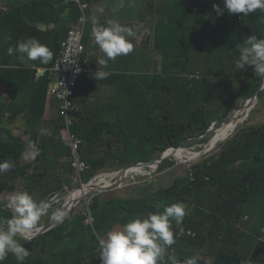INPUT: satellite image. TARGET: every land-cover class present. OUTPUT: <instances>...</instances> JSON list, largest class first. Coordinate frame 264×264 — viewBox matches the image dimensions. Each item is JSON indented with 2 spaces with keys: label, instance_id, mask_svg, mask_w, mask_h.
<instances>
[{
  "label": "trees",
  "instance_id": "trees-1",
  "mask_svg": "<svg viewBox=\"0 0 264 264\" xmlns=\"http://www.w3.org/2000/svg\"><path fill=\"white\" fill-rule=\"evenodd\" d=\"M82 1L88 4L92 0ZM214 5L223 8V0H167L160 10L157 7L154 47L162 56L159 72L105 68L110 75L97 80V59L94 53L85 52V71L76 98L80 109L75 112L78 120L73 127L83 138L81 151L91 167L85 182L101 169L118 171L135 162L153 161L182 142L184 146L190 138L208 131L214 119L222 120L234 110L240 97L246 101L256 94L263 77L254 73L253 66L241 70L236 65L248 36L264 38V13L257 10L243 16L224 10L220 15ZM82 14L74 0L13 1L6 9L0 5V162L13 164L11 171L0 174V184L8 186L11 181L9 191L23 181L29 194L54 197L72 182L71 151L62 141L64 124L60 117L45 123V115L51 69ZM40 24L48 27L42 29ZM97 25L107 27L108 23L98 21ZM91 30L88 22L86 34ZM31 37L54 53L48 64L29 61L20 53L7 54L10 46ZM194 56L201 59L197 69L192 68ZM237 79L241 86L233 90ZM103 88H112L114 94L97 103L93 98ZM228 88L222 104L213 109L217 104L213 99ZM92 103L95 109L90 107ZM21 115L26 119L23 134L3 125L5 118L14 123ZM42 129L50 134H42ZM30 142L37 145L40 155L22 163V153ZM221 142L216 144L219 152L191 164L185 177L179 176L167 186L154 190L147 185L127 197L97 193L87 201L85 210L73 212L39 237L31 241L17 237L30 252L23 264H102L97 234L105 238L129 220L163 211L173 203H183L186 215L180 226L172 221L178 235L166 249V261L168 255H174L177 264L192 256L198 258V264H264V123L242 127ZM174 163L164 160L159 169ZM0 210V224H4L13 213ZM89 215L93 224L86 221ZM247 226L251 228L248 239L253 237L249 249L240 238ZM188 230L194 234H187ZM3 264L18 262L9 254Z\"/></svg>",
  "mask_w": 264,
  "mask_h": 264
},
{
  "label": "clouds",
  "instance_id": "clouds-1",
  "mask_svg": "<svg viewBox=\"0 0 264 264\" xmlns=\"http://www.w3.org/2000/svg\"><path fill=\"white\" fill-rule=\"evenodd\" d=\"M213 7L220 15L227 10L231 14L242 13L243 16H248L257 10L264 13V0H223V8L219 5ZM93 24L92 35L106 57L97 61L99 70L95 72V79L103 80L110 73L101 70V66L107 67L109 60L131 53L134 46L130 38L134 33L131 28L115 21H110L107 27L97 25L95 20ZM14 53L26 56L29 61L39 60L42 64H48L54 56V53L35 37L18 41L15 47L10 46L7 49L9 56ZM236 66L241 70L253 66L254 73L264 77V38L248 36L240 48ZM41 131L42 134H50L47 129ZM39 155L40 149L34 142L28 143L22 153L25 159L30 160H35ZM12 168L10 161L0 162V174L9 172ZM7 207L13 215L4 224H0V264H3L9 254L15 257L18 264H23L30 252L19 243L17 237L37 230L41 218L49 213V204L47 201L37 202L28 192H19L9 197ZM185 215V205L173 203L164 206L163 211L129 220L122 230L109 231L106 239L97 234L102 264H167L168 261L177 264L174 255H168L167 261L165 255L166 249L175 243V237L178 235L174 233L172 221L180 226ZM65 217L63 210H56L51 214V219L57 223H63ZM182 233L183 228H180L179 234ZM183 264H198V258L189 257Z\"/></svg>",
  "mask_w": 264,
  "mask_h": 264
},
{
  "label": "rangeland",
  "instance_id": "rangeland-1",
  "mask_svg": "<svg viewBox=\"0 0 264 264\" xmlns=\"http://www.w3.org/2000/svg\"><path fill=\"white\" fill-rule=\"evenodd\" d=\"M200 61H201V59L199 56H194L193 61H192V68L197 69L199 67ZM237 86H241V82L239 79H237V81L232 84L233 90H236ZM213 88H214V86L211 88V92L213 91ZM215 89L219 90L220 88L218 86H215ZM111 90H112V88L103 89L102 94L95 97V100L97 101V103H99V102L103 103V102L107 101L110 98V96L112 94H114L111 92ZM229 90H230L229 88L228 89H222L220 91V94L218 95V97L213 99L214 101L217 102L216 106L212 105L213 109L219 107L222 104V102L224 101V97L227 94V92H229ZM246 101H245L244 97H240L236 103L235 109L243 106ZM90 107L95 109L96 105L92 103V105ZM220 111H222V110H220ZM220 114H222V113H220ZM47 117H49V121H51V119L57 118L58 117L57 108L53 107V109L50 111V113ZM222 120L220 118L214 119L215 127H218L220 125V123L222 122ZM3 122H4L3 123L4 126H9V124H10L9 119L4 120ZM232 122L235 123L236 120L233 119L230 123H232ZM263 123H264V89H263L262 95L261 96L259 95L257 102L255 103V105L253 106L251 111L249 112V115H248L246 121L243 122V124L240 126V128L251 126V125H260ZM10 126H14V127H11L13 129L16 127L15 123H14V125L12 124ZM20 127H22V126H20ZM219 129H221L220 126H219L218 130ZM212 136H213V133L209 134L207 136L208 140H206V141H201L198 138L197 139L190 138V140L187 141L186 144H184L183 149H181V151H180L181 155L185 159H178L176 157V154L173 151H170L169 154H171L173 156L171 159L174 160V162H175L173 164V166H167L164 170H160L159 166L157 168H152V169L140 167L137 173L129 174L127 177H125L119 188L111 190V191H107V192H101V193H105L106 195H110V196L127 197L130 195L138 194L140 187L152 185L153 189L157 190L160 187H164V186L171 184L179 176L185 177L189 171L191 164H193L195 162L202 161L204 158H207L210 155L215 154V153L220 151V145L219 146L215 145L212 148V150H210V149L207 150V147L209 145L210 140L212 139ZM62 141H63V139H62ZM50 153L54 154L55 149L51 148ZM196 153H198V155L194 159H192V160L186 159V157L190 156L191 154L194 155ZM29 160L30 159H25L23 157L22 163H26ZM116 171H117L116 168H104V169H101L97 175H101L100 176V178H101L102 176H104L106 174L108 177V175H110V174L112 175V173H115ZM102 174H104V175H102ZM111 175L108 177L107 183L114 181V179H112ZM70 179L72 180V182H71V184H69L68 189L66 187V189L57 193L54 197L52 196L53 198L51 196H49V197H38L36 195L35 196L32 195L33 198L35 197L36 201H39V200L40 201H47L49 204V213H48V215H45L41 218V220L39 221V223L37 225V230L40 229L44 224H46L48 222V220L51 219V214L53 212L61 209V207L64 204V200L69 195L70 191L79 188V186L75 183L74 178L70 177ZM10 184H11V181L8 184V186ZM8 186L0 184V207H1L0 209H2V210L3 209L10 210L7 207L8 199L10 196H12L13 194L19 193V192H26L23 181H17L16 182V189L14 191H9ZM90 198H91V196L83 199L78 205H76L74 207L73 212L85 210L87 208V204H88L87 201L88 200L90 201ZM37 230L34 233H29L27 235L33 236L37 232ZM115 230H122V227H118ZM243 231H245V232L240 234V238L243 240L242 245L244 248L248 247V249H249V247L251 248L250 245L253 243V237H251L252 240L248 239L250 236V233H251L250 232L251 228H249L247 226V227H245V229ZM262 237H264V236H262ZM105 239H106V237H105ZM246 264H248V262Z\"/></svg>",
  "mask_w": 264,
  "mask_h": 264
},
{
  "label": "crops",
  "instance_id": "crops-1",
  "mask_svg": "<svg viewBox=\"0 0 264 264\" xmlns=\"http://www.w3.org/2000/svg\"><path fill=\"white\" fill-rule=\"evenodd\" d=\"M13 1L18 3L26 2L27 0H0V5L6 9L10 2ZM166 1L167 0H92L87 4L90 11L89 23H91L92 30L94 27L93 20H95L96 23L98 21H106L108 24L110 21H115L122 26L131 28L134 33L130 38L134 46L133 51L128 55L118 56L115 60H109L107 67L101 66V70L107 68L115 72L123 71L128 73H156L160 71L162 56L154 47V27L157 20L154 11L157 7L158 10H160ZM152 3L155 7L153 11L151 10L153 7L151 6ZM39 26L42 29L48 27L45 24H40ZM52 26L53 24L50 27ZM92 30L90 33L86 34V51H88V53H94L98 61L106 57L99 46L97 47L94 36L92 35ZM102 90L99 95L102 94ZM1 91L5 93L4 87L1 88ZM93 99L95 100V98ZM53 107L57 108L56 102L48 98L45 123L50 122L47 116ZM4 120H7V118ZM14 123L16 126L14 131L18 134H23L26 129L25 116H18ZM14 123H10L9 127H14L10 126L12 124L14 125ZM24 139L27 140L28 136L24 135ZM249 263L253 264L251 262H248V264Z\"/></svg>",
  "mask_w": 264,
  "mask_h": 264
},
{
  "label": "built area",
  "instance_id": "built-area-1",
  "mask_svg": "<svg viewBox=\"0 0 264 264\" xmlns=\"http://www.w3.org/2000/svg\"><path fill=\"white\" fill-rule=\"evenodd\" d=\"M74 1L80 5L83 14L78 22L73 25L68 36L63 41L58 58L51 69L52 81L48 90V98L53 99L57 104L58 117H60L64 124L62 139L71 151L70 164L73 169L72 177L75 183L81 187L86 183H107L110 175L107 177L105 174L106 180L103 181H100L101 175H96L89 182H85V175L91 168L81 151L84 142L83 138L73 130L78 120L75 112L80 109L76 98L78 96L79 83L85 71V36L89 22L86 10L88 5L82 0ZM66 187L68 189V186ZM86 221L93 224L94 218L92 215H89ZM187 234L192 235L194 233L188 230ZM182 235L183 233L180 234V236Z\"/></svg>",
  "mask_w": 264,
  "mask_h": 264
},
{
  "label": "water",
  "instance_id": "water-1",
  "mask_svg": "<svg viewBox=\"0 0 264 264\" xmlns=\"http://www.w3.org/2000/svg\"><path fill=\"white\" fill-rule=\"evenodd\" d=\"M42 74V71L39 72V75ZM264 89V77L260 83V86L256 92V94L248 99L243 106L232 110L227 116H225L222 120V122L220 123V127L226 125L231 119L233 114L236 111H241L239 117L240 119L237 121L236 123V127L233 128L231 134L229 135V137L227 139H229L237 130H239L240 126L243 124V122L246 121L249 112L251 111V109L253 108V106L255 105V103L257 102V99L259 98L260 92ZM215 123H213V125L209 128L208 131H206L202 136L200 137H194L195 139H203L204 137H207L209 134L214 133V131L219 127H215L214 125ZM226 139V140H227ZM224 140V141H226ZM211 141V140H210ZM222 141V142H224ZM221 142V143H222ZM210 143V142H209ZM183 142L181 143V145L179 147H172L167 149L166 151H164L157 159L153 160V161H147V162H135L130 164L129 166L120 169L119 171H116L115 173H112V178L114 179V181L110 182V183H86L85 185L70 191L69 195L72 194L75 191H80L82 192V190H89V193H87L85 196H80L78 198H76L73 203L66 208V202L63 204V206L61 207L60 210H63L66 213V217L71 215L73 213L74 207L76 205H78L83 199L90 197L92 195H95L97 193H101V192H107V191H111L114 189H117L121 186L122 181L125 177H127L129 175V170L132 169L133 167H144V168H157L164 160L167 159H171L173 156L171 154H169V150H179V149H183L182 146ZM209 150V149H208ZM68 195V196H69ZM67 198V197H66ZM65 198V201H66ZM65 217V218H66ZM59 223H57L56 221H54L53 219H50L46 224H44L40 229L37 230V232L33 235V236H29V235H24V236H19L27 241H31L37 237H39L41 234L49 231L50 229L54 228L55 226H57Z\"/></svg>",
  "mask_w": 264,
  "mask_h": 264
},
{
  "label": "bare ground",
  "instance_id": "bare-ground-1",
  "mask_svg": "<svg viewBox=\"0 0 264 264\" xmlns=\"http://www.w3.org/2000/svg\"><path fill=\"white\" fill-rule=\"evenodd\" d=\"M240 113H241V111H236V112L233 114L232 119H231L226 125L222 126L221 129L217 130V131L213 134L212 139H211V141H210V143H209V145H208V147H207V150H208V149L212 150V148H213L216 144L220 143V142L222 141L223 138L228 137V135L232 132L233 128L236 127V123H237V121L240 119V117H239ZM233 119H235L236 122H235V123H233V122L230 123ZM171 151H173V152L176 154V157H177L178 159H185V158L181 155V153H180L181 149H179V150H173V149H172ZM169 152H170V150H169ZM169 152H168V153H169ZM197 155H198V153H196V154H194V155L191 154L190 156L186 157V159H187V160H192V159H194ZM139 168H140V167H133L132 169L129 170V174L137 173L138 170H139ZM103 180H106L105 175L102 176V177L100 178V181H103ZM97 183H100V182H97ZM87 193H89V190H88V189H86V190H82V192H80V191H75V192H73L72 194H70L69 196H67L66 201L64 200V203L66 202V204H65V205H66V208L69 207V206L73 203V201H74L76 198H78V197H80V196H85Z\"/></svg>",
  "mask_w": 264,
  "mask_h": 264
}]
</instances>
